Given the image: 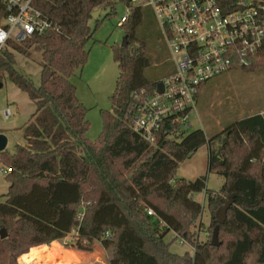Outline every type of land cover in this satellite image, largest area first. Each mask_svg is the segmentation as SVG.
Returning a JSON list of instances; mask_svg holds the SVG:
<instances>
[{
	"label": "trees",
	"instance_id": "obj_1",
	"mask_svg": "<svg viewBox=\"0 0 264 264\" xmlns=\"http://www.w3.org/2000/svg\"><path fill=\"white\" fill-rule=\"evenodd\" d=\"M119 3L131 8L120 25L128 45L112 46L120 74L111 110L101 111L103 130L93 141L87 135L89 109L71 79L90 55L88 45L100 22L97 18L96 26H90L92 13L109 9L104 18H110ZM33 4L53 27L20 43L10 40L0 50V81L7 73L36 104L23 127L25 144L13 154L0 152V164L9 170V190L0 194V230L7 231L6 238L0 236V264H19L32 247L70 236L68 245L85 251L100 243L110 264H264V116L237 119L212 137L203 129L187 132L167 122L150 143L132 128L135 93L153 91L157 83L146 75L152 59L138 37L144 8L130 0ZM7 14L0 0V22ZM10 48L41 54L39 86L16 68ZM258 68H264V49L243 70ZM204 145L209 147V171L225 178L219 191L207 187L205 176L177 177L180 164ZM202 192L215 226L219 210L232 201L220 225V244L200 243L193 256H180L165 238L172 231L189 236L203 212L195 198Z\"/></svg>",
	"mask_w": 264,
	"mask_h": 264
},
{
	"label": "rangeland",
	"instance_id": "obj_2",
	"mask_svg": "<svg viewBox=\"0 0 264 264\" xmlns=\"http://www.w3.org/2000/svg\"><path fill=\"white\" fill-rule=\"evenodd\" d=\"M108 12L109 9H101L96 34L88 45V61L83 71L76 72L71 79L77 86L80 101L89 109L87 118L90 121V129L87 135L93 141L98 139L103 130L101 111H109L112 107L110 96L116 88L120 74L112 46L122 45L125 28L120 26V20L129 12V7L119 3L116 13L110 18H104ZM144 12V21L138 29V37L145 42L152 59L146 75L150 80L157 82L173 71L175 61L153 8L145 6ZM90 26H96V18L90 20ZM9 50L15 54L16 68L35 86H39L41 54L30 50V55H24L12 48ZM0 82V132L8 136L6 150L13 154L17 145L25 143L23 127L35 112L36 104L11 81L7 73ZM202 88L197 101V112L192 116V127L188 131L200 128L207 136L212 137L237 119L260 112L264 115V68L232 70L210 80ZM8 107L12 109V115L6 118L4 111ZM1 166L0 164V194H6L9 182L6 179V167ZM204 176L207 187L214 191H219L225 181L224 176L209 171L208 145L202 146L191 158L182 162L177 170V177L186 180ZM195 198L203 205V212L191 226L189 236L184 238L172 231L165 238L166 242H173L171 251L180 256H193L195 245L211 242L213 238L215 223L213 214L207 207L206 194L198 193Z\"/></svg>",
	"mask_w": 264,
	"mask_h": 264
},
{
	"label": "built area",
	"instance_id": "obj_3",
	"mask_svg": "<svg viewBox=\"0 0 264 264\" xmlns=\"http://www.w3.org/2000/svg\"><path fill=\"white\" fill-rule=\"evenodd\" d=\"M2 1L8 14L0 22V30L7 33L0 42V50L10 40L20 43L41 36L53 27V22L33 4L34 0ZM130 2L136 7L153 8L175 61L173 71L157 81L153 91L143 89L135 93L138 105L132 128L154 143L167 122L180 125L184 131L192 127L198 96L206 83L226 72L243 70L256 61L264 49V0ZM130 12L129 7V12L121 17L120 25ZM159 83L162 91L158 89ZM4 115L9 118L12 109L8 107ZM8 171L6 168L5 173ZM148 213L153 215L154 211L150 209ZM71 241L70 236L64 243Z\"/></svg>",
	"mask_w": 264,
	"mask_h": 264
},
{
	"label": "crops",
	"instance_id": "obj_4",
	"mask_svg": "<svg viewBox=\"0 0 264 264\" xmlns=\"http://www.w3.org/2000/svg\"><path fill=\"white\" fill-rule=\"evenodd\" d=\"M260 113L262 114V112ZM1 167L4 168V166ZM110 259L111 258L108 256L106 250L102 247L101 244H96V247L93 251H85L78 248L68 247L64 243V241L56 240L50 244H42L32 247L28 253H25L19 257L18 263L19 264H110Z\"/></svg>",
	"mask_w": 264,
	"mask_h": 264
},
{
	"label": "water",
	"instance_id": "obj_5",
	"mask_svg": "<svg viewBox=\"0 0 264 264\" xmlns=\"http://www.w3.org/2000/svg\"><path fill=\"white\" fill-rule=\"evenodd\" d=\"M100 12H101V8L95 10L92 13V17L97 19L99 17V15H100ZM126 45H128L127 36L124 37L123 42H122V46H126ZM0 86H2L1 82H0ZM158 89H159V91H162V89H163L162 84H160V83L158 84ZM7 145H8V136L5 133L0 132V152L6 150ZM231 203H232V201L228 200L226 202V204L219 210V212L217 214L218 224L214 228L213 238H212V243L214 245H219L220 244V241H219L220 225L223 224L226 221L227 211H228V208L230 207ZM0 236H1V238H6L7 237L6 229L3 228V229L0 230Z\"/></svg>",
	"mask_w": 264,
	"mask_h": 264
},
{
	"label": "clouds",
	"instance_id": "obj_6",
	"mask_svg": "<svg viewBox=\"0 0 264 264\" xmlns=\"http://www.w3.org/2000/svg\"><path fill=\"white\" fill-rule=\"evenodd\" d=\"M13 19H15V18H13ZM25 27H27V25H25ZM6 36H7V33L0 30V42H3V40L6 38Z\"/></svg>",
	"mask_w": 264,
	"mask_h": 264
}]
</instances>
